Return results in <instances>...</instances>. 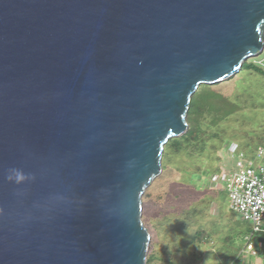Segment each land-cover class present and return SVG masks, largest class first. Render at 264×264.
<instances>
[{
	"label": "water",
	"instance_id": "obj_1",
	"mask_svg": "<svg viewBox=\"0 0 264 264\" xmlns=\"http://www.w3.org/2000/svg\"><path fill=\"white\" fill-rule=\"evenodd\" d=\"M263 53L264 0H0V264H147L193 96Z\"/></svg>",
	"mask_w": 264,
	"mask_h": 264
},
{
	"label": "rangeland",
	"instance_id": "obj_2",
	"mask_svg": "<svg viewBox=\"0 0 264 264\" xmlns=\"http://www.w3.org/2000/svg\"><path fill=\"white\" fill-rule=\"evenodd\" d=\"M263 58L264 53L249 63ZM261 77L243 70L227 84L202 85L193 96L194 119L189 122H199L200 133L208 136L195 148L171 151L163 160L162 175L149 188L156 201H146L143 220L152 236V264H230L234 256L231 264H247L242 252L247 226H234L228 195L216 190L211 178L219 168L227 174L236 171V159L226 152L231 143L242 147L247 157L264 147ZM163 192L168 193L164 203L158 200ZM199 231H204L200 240L195 238Z\"/></svg>",
	"mask_w": 264,
	"mask_h": 264
},
{
	"label": "built area",
	"instance_id": "obj_3",
	"mask_svg": "<svg viewBox=\"0 0 264 264\" xmlns=\"http://www.w3.org/2000/svg\"><path fill=\"white\" fill-rule=\"evenodd\" d=\"M255 64L264 68V58ZM226 148V152L236 159V171L227 174L219 168L211 180L216 190L227 193L230 209L251 223L246 251L257 256L254 240L258 235H264V147L257 148L254 160L235 143Z\"/></svg>",
	"mask_w": 264,
	"mask_h": 264
},
{
	"label": "trees",
	"instance_id": "obj_4",
	"mask_svg": "<svg viewBox=\"0 0 264 264\" xmlns=\"http://www.w3.org/2000/svg\"><path fill=\"white\" fill-rule=\"evenodd\" d=\"M243 70H249V71H253V72H256L262 76H264V68H262L261 66L255 64L254 63H249V61L247 63H245L244 67H243ZM214 86H218V85H214ZM192 102H191V107H190V111H189V114H188V122H189V119L190 118H193V112H192ZM199 124V122H197L196 120H194V124L191 125L190 122H189V131L188 133L183 136L182 138H179V139H174V140H171L168 145L166 146V150H165V156L164 158L166 159L168 155H170L171 151H174L176 153H180L181 151H183V149L185 150V148H195L197 145L199 146V141L201 142V140L205 139V136H208L206 132L204 133H200V130H199V127L197 126ZM197 126V127H196ZM206 140V139H205ZM203 144V143H202ZM154 191H152V189H150L149 191H147V193L145 194L144 196V205L146 204V201L147 200H151V202L153 201V199L156 201V194H153ZM168 197V193L166 192H163L161 195H160V198H158V200H162V203L165 202V200L167 199ZM154 204V203H153ZM204 232V231H202ZM202 232H197L196 235H195V238L200 240L201 239V236H202ZM202 233V234H200ZM204 237V236H203ZM179 245H177L178 247ZM183 246V245H182ZM169 250H166L164 253H169ZM179 250L182 251V249H180L179 247ZM179 251H176V253H178ZM237 258V256H234L233 259L229 262L230 264ZM153 259H154V253L151 252V255L149 256L148 258V264H152L153 263Z\"/></svg>",
	"mask_w": 264,
	"mask_h": 264
},
{
	"label": "crops",
	"instance_id": "obj_5",
	"mask_svg": "<svg viewBox=\"0 0 264 264\" xmlns=\"http://www.w3.org/2000/svg\"><path fill=\"white\" fill-rule=\"evenodd\" d=\"M243 71V70H242ZM241 71V72H242ZM249 71V70H248ZM240 72V73H241ZM249 72H252V73H254V74H257V75H259V76H262V75H260V74H258V73H256V72H253V71H249ZM236 77V76H235ZM235 77L233 78V80H235ZM262 77H264V76H262ZM261 77V78H262ZM264 79V78H263ZM229 82H231V79L230 80H228V81H226V82H224V84H227V83H229ZM219 86V85H218ZM264 86V85H263ZM241 148V151H243L245 154H246V152H245V150H243V148L242 147H240ZM249 159H255V154H252V156H249L248 157ZM222 192V191H221ZM224 192V191H223ZM226 193V192H225ZM227 194V193H226ZM229 210L232 212V214H233V217H235L234 219H232L231 218V221L233 220V224H234V226L235 227H239V228H241V227H244V226H247V228L245 229V233H244V241H245V247H243V250H242V252L244 253V254H246V257H247V260H246V262H247V264H264V235H258L256 238H255V242H254V246H255V249H256V251L258 252V255L257 256H254L251 252H249V251H246V244H247V242H246V237L248 236V234L251 232V223L250 222H248V221H246V220H243L242 219V217L240 216V215H238V214H236V213H234L231 209H230V204H229ZM238 216L241 218H238ZM240 220V221H239ZM243 225V226H242ZM234 226H232V227H234ZM239 233H242V232H240L239 231ZM236 263V262H235Z\"/></svg>",
	"mask_w": 264,
	"mask_h": 264
},
{
	"label": "clouds",
	"instance_id": "obj_6",
	"mask_svg": "<svg viewBox=\"0 0 264 264\" xmlns=\"http://www.w3.org/2000/svg\"><path fill=\"white\" fill-rule=\"evenodd\" d=\"M12 171L14 172V178L17 183H20L26 179L25 175L19 170ZM7 179L11 181L13 179V176H8Z\"/></svg>",
	"mask_w": 264,
	"mask_h": 264
}]
</instances>
